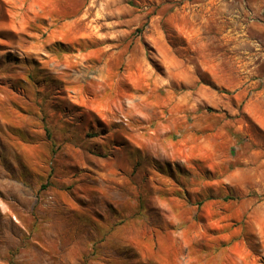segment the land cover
I'll use <instances>...</instances> for the list:
<instances>
[{
  "label": "rangeland",
  "instance_id": "374dc122",
  "mask_svg": "<svg viewBox=\"0 0 264 264\" xmlns=\"http://www.w3.org/2000/svg\"><path fill=\"white\" fill-rule=\"evenodd\" d=\"M89 256L264 264V0H0V264Z\"/></svg>",
  "mask_w": 264,
  "mask_h": 264
},
{
  "label": "trees",
  "instance_id": "16d2710c",
  "mask_svg": "<svg viewBox=\"0 0 264 264\" xmlns=\"http://www.w3.org/2000/svg\"><path fill=\"white\" fill-rule=\"evenodd\" d=\"M95 252V249H93V253ZM92 253V254H93ZM94 255V254H93ZM91 256H89V257H84V262H83V264H86L87 263V260L90 258ZM91 258H93V256L91 257Z\"/></svg>",
  "mask_w": 264,
  "mask_h": 264
}]
</instances>
